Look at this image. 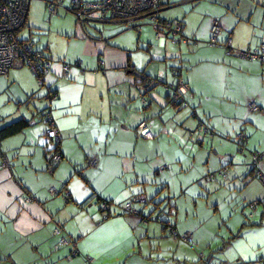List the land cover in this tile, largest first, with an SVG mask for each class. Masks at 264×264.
Wrapping results in <instances>:
<instances>
[{
  "label": "crops",
  "instance_id": "1",
  "mask_svg": "<svg viewBox=\"0 0 264 264\" xmlns=\"http://www.w3.org/2000/svg\"><path fill=\"white\" fill-rule=\"evenodd\" d=\"M48 1L30 0L17 33L37 40L52 60L45 84L24 64L0 75V143L10 158L0 168V261L264 264V185L248 149L250 136L261 135L264 94L255 89L258 77L264 88V64L238 54L264 41V0H163L161 17L184 24L189 42L180 45L158 38L147 18L86 23L89 38L68 6L51 15ZM215 21L223 28L219 42L232 39L230 55L210 42ZM180 80L189 87L187 107L174 105L165 87ZM253 101L263 112L252 111ZM46 110L63 136L64 159L54 169ZM23 119L22 129L6 130ZM142 121L153 138L139 136ZM199 125L208 130L198 132ZM53 186L70 200L51 194ZM141 194L138 214L126 211ZM28 195L36 199L26 202ZM99 200L112 204L109 215ZM253 200L260 201L255 210ZM57 221L76 240L77 254L58 246Z\"/></svg>",
  "mask_w": 264,
  "mask_h": 264
},
{
  "label": "built area",
  "instance_id": "2",
  "mask_svg": "<svg viewBox=\"0 0 264 264\" xmlns=\"http://www.w3.org/2000/svg\"><path fill=\"white\" fill-rule=\"evenodd\" d=\"M162 1L163 0H70V4L66 5V0H49L47 9L49 13L53 15L57 13L59 8L68 6L69 11L76 15L78 25L86 37L90 36L85 28L86 23L89 22L132 24L140 19L147 18L158 38L164 40L168 39L174 45L188 43L189 39L185 36L183 22L161 17L160 12L163 9ZM29 3L30 0H0V75L6 74L18 64H24L31 68L39 78L41 84H45V77L51 72L52 60L44 55L37 47L34 40H20L17 37L18 31L26 23ZM222 32L223 28L220 22L215 21L211 29L210 42L212 44L224 46L227 54L230 55L233 50H235L232 46V39L228 38L224 43L219 42V36ZM238 54L245 59L258 61L264 64V41L256 48L238 50ZM100 63L104 65L105 62L104 60H100ZM62 69L64 75H68L71 66L68 63H64ZM157 81L158 83H165L164 77L157 78ZM188 92V84L180 80L171 94L172 101L179 105L183 104L186 107L189 106V102L186 100ZM49 97L55 98L56 93L51 91ZM251 106L252 111H258L260 109V105L255 101L251 102ZM44 115L48 124L45 136L49 141L50 155L52 157V162L58 164L63 159L61 148L62 132L59 126H57L51 110H46ZM136 130L139 136L143 138L151 139L154 137L148 121H142ZM207 130L208 128L203 125H199L197 128L198 132H205ZM238 138L241 142H244V138L246 137L238 135ZM0 158L2 160L0 168L10 166V158L3 150L1 143ZM263 159L264 152H253L250 168L264 185V171L260 167ZM89 164H97V160L91 159L89 160ZM219 173L224 179H227L229 176L228 168L226 167H223ZM207 179H209V176ZM50 192L53 195L57 194L56 187H51ZM34 199L35 198L32 196H27L25 201L32 202ZM144 201H146V196L141 194L132 201L126 202L123 207L130 213L138 214L135 202L142 203ZM259 203L260 201L258 200L250 202L251 210H255ZM98 205L105 215H109L112 212V204L109 201L101 200ZM167 227L173 236H177V230L173 225L168 224ZM62 229L63 224L59 223L54 229V234L59 235ZM188 237L189 235L186 234L185 238L188 239ZM74 243L76 244V240L70 241L66 237H60L59 239L60 246L73 244L72 254H77L79 250ZM88 260H91V258L88 257Z\"/></svg>",
  "mask_w": 264,
  "mask_h": 264
},
{
  "label": "trees",
  "instance_id": "3",
  "mask_svg": "<svg viewBox=\"0 0 264 264\" xmlns=\"http://www.w3.org/2000/svg\"><path fill=\"white\" fill-rule=\"evenodd\" d=\"M168 85V84H167ZM165 86V87H167V88H169L170 89V91H169V95H168V97H169V100H171V102L174 104V105H179V104H177V103H175V102H173L172 101V98H171V94H172V92H173V89L174 88H176L175 86H172V85H170V86ZM51 91H53V90H51ZM186 100L189 102V98H188V94L186 95ZM170 102V103H171ZM260 105V104H259ZM180 106H182V107H186V106H184L183 104H181ZM263 112L262 111V109H261V107H260V109L257 111V112ZM27 122L23 119V120H20V121H17V122H14V123H12V124H10L7 128H6V130L9 132V133H15V132H17L18 130H20V129H22L23 127H24V125L26 124ZM0 134H1V132H0ZM3 134H1V136H2ZM50 153H51V151L49 150V157H48V168L49 169H54V168H57V166L63 161V159H64V156H63V159H62V161L60 162V163H58V164H54L53 162H52V157H51V155H50ZM264 160V159H263ZM262 163V162H261ZM260 167H261V165H260ZM54 187H56V186H54ZM56 189H57V194H62L63 195V197L65 198V200H66V202H68L69 200H70V198H71V195H69V193L67 192V191H65V190H59L57 187H56ZM28 196H30V195H28ZM33 197V196H32ZM34 198V197H33ZM36 199V198H35ZM100 201V200H99ZM105 201H107V200H105ZM88 203V202H87ZM90 203V202H89ZM99 206V205H98ZM100 208V207H99ZM59 223H62L63 224V229H62V231H61V233L59 234V235H56L57 237H58V246L59 247H72L73 246V244H71V245H68V246H60L59 245V239H60V237H66L67 239H69L70 241H74L75 239H71V238H68L66 235H64L63 234V232H64V223L63 222H61V221H57L56 222V225H55V227H54V229L56 228V226L59 224ZM53 233H54V230H53ZM55 235V234H54ZM75 244V243H74ZM76 245V244H75ZM77 246V245H76Z\"/></svg>",
  "mask_w": 264,
  "mask_h": 264
},
{
  "label": "rangeland",
  "instance_id": "4",
  "mask_svg": "<svg viewBox=\"0 0 264 264\" xmlns=\"http://www.w3.org/2000/svg\"><path fill=\"white\" fill-rule=\"evenodd\" d=\"M155 34V33H154ZM148 36H149V34H147ZM32 40H34L35 42H36V44H37V47L39 48L40 46H39V44L37 43V40H35V39H32ZM40 49V48H39ZM254 79V78H253ZM260 83H263V78L262 77H258V79H257V82H256V89L255 90H257V91H261L263 94H264V88H262L261 86H260ZM250 108H252V106H251V103H250ZM261 112V111H260ZM254 113V112H253ZM257 113V112H256ZM257 114H260V113H257ZM262 116H264L262 113L260 114V117H262ZM258 120H260L259 122H258V125H259V127H260V132H261V135L258 137V134H256V135H254V136H250V138H249V141H248V149L249 150H253V151H251L250 152V154H251V158H252V154H253V152H255V151H261V152H264V117H262V118H259ZM251 140V141H250ZM247 141V140H246ZM245 143V142H244ZM240 148H242V149H246V147H245V145L244 144H242L241 145V147ZM254 149H256V150H254ZM242 153H244V152H242ZM254 201V200H253ZM252 202V201H251ZM15 239V238H14ZM10 242H14L13 241V239H11V240H9V243ZM5 249H6V247H4ZM7 262V261H6ZM0 264H4V262L3 261H0Z\"/></svg>",
  "mask_w": 264,
  "mask_h": 264
}]
</instances>
